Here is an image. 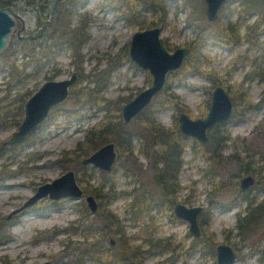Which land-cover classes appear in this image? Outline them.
<instances>
[{"label": "rangeland", "instance_id": "374dc122", "mask_svg": "<svg viewBox=\"0 0 264 264\" xmlns=\"http://www.w3.org/2000/svg\"><path fill=\"white\" fill-rule=\"evenodd\" d=\"M56 1L50 0L49 10L54 9ZM71 1L75 3L71 24L75 27L82 21L88 35L78 60L71 57L72 51L65 39L55 41L59 30L52 33L51 28H45V21L38 20V14L28 0H14L17 6L11 7L24 21L20 35L26 32L31 37L19 40L13 35L8 47L0 53V105L10 101L14 94L26 90L34 93L45 81L62 80L72 73H77V88L95 90L97 82L104 81L97 96H102L105 101L76 104L75 99L67 98L33 135L8 151V156L21 159L23 171L16 173L15 166L0 167L3 174H15L0 177V220L8 222L10 237L0 245V264H127L118 235L110 229L102 231L106 223L102 213L106 211L117 217L124 231L122 240L140 245L144 264H217L216 246L221 243L229 245L235 252L233 264H264V177L258 185L241 190L240 180L245 176L240 177L237 184L230 182L236 174V165L230 160L221 164L207 160L203 154L194 152L190 146L193 138L189 137L183 141L182 166L178 175L181 189L170 203H163L153 181V172L146 168L147 161L139 155V142L134 139V157L126 154L120 157L116 147L118 158L111 171L87 165L83 175L87 184L77 181L83 190V198L53 201L44 197L7 219L36 192L38 186L51 182L67 170H74L62 169L56 161L73 158L74 154L70 152L83 142L88 129L97 126L104 116L114 114L116 108L121 110L127 101L150 85L149 72L135 65L128 55L134 32L151 28L141 29V26L160 20L161 37L169 51L189 48L196 38V31L188 24L191 13L184 0H158L164 12L150 0ZM197 3L200 5V1ZM202 15L201 24L208 36L202 41L193 67L170 72L166 78L169 91L176 99L172 100L174 105L161 107L155 113L156 120L166 128H172L174 116L178 117L182 107H186L185 113L193 119L205 117L216 85L229 89L230 95L234 96L238 85L244 81L243 87L250 100L256 103L261 99L264 79L258 75L264 70V1L227 0L214 21L206 18L205 8ZM248 24L257 27L256 35L252 33L249 40L244 38ZM229 25L237 31L238 43L231 39ZM21 27V21L17 20L15 29ZM49 35L52 37L47 39ZM23 40L26 42L21 48L17 41ZM23 54L27 56L23 57ZM53 73L55 75L51 77ZM246 77L253 78L245 80ZM159 99L162 98L155 95L152 101ZM239 117L232 118L237 121H226L222 127L231 137L221 153L222 158L243 149L250 153L264 151V107L246 111ZM125 126L131 127L137 135L143 132L136 121ZM15 129L0 122V145H4ZM83 158L79 157V161ZM85 187H101V191L113 199H102L100 203L93 194L85 191ZM88 195L98 202L94 214L85 201ZM177 203L203 207L198 216L199 237L189 231L187 221L174 215ZM256 206L251 225L239 232V217L249 216V210ZM86 228L90 229L88 234L83 231ZM96 238L103 246L101 252L94 251L91 245ZM111 240L115 241L112 246ZM165 243L174 251H161Z\"/></svg>", "mask_w": 264, "mask_h": 264}, {"label": "trees", "instance_id": "16d2710c", "mask_svg": "<svg viewBox=\"0 0 264 264\" xmlns=\"http://www.w3.org/2000/svg\"><path fill=\"white\" fill-rule=\"evenodd\" d=\"M57 1V5H55L54 9L51 10H49L50 0H28V3L34 6V9L38 14V20L43 19V21H45V28H51L52 33H55L57 30H59V34L56 36L55 41L59 40V38L65 39L64 41L69 44V47L72 51L71 57L75 60H78V58L80 59V50L88 38L84 23L80 21L77 26L73 27L71 24V17L73 15V5H75V3H73L71 0L68 2H63V0ZM198 1H200V5H198L197 0H184V4L189 8V12L191 13L188 24L193 26L194 31H196V38L189 44V53L181 66L183 69L193 67L196 56H199V49L202 45V41L208 36L206 33V28L203 26V24H201L203 17L202 14L205 8L204 1ZM150 3L156 5L159 10L164 12V7L158 0H150ZM5 6L16 7L17 5L14 0H0V8ZM159 21L151 22L150 24L146 25V27L141 26V29L159 26ZM245 28V39H251L252 33L256 35L254 32L257 31V27L248 24L245 26ZM227 29L232 32L231 39L235 43H238L239 36L236 34L237 31H235L231 25H229ZM51 37L52 35H49L46 38L50 39ZM17 42V44L23 48L25 45L23 43H25L26 40ZM27 55H29V53H27ZM27 55L23 54V57H26ZM76 70H80L79 66H77ZM194 72H196L195 69ZM54 75L55 73H53L51 77ZM258 76H260L261 79H264V70L260 71ZM252 78L253 77L247 79L246 77L245 80H251ZM97 83V89L95 90L91 88H77L74 84L70 89L68 98L71 97L75 99L76 104L89 102L93 103L94 101L104 102L105 99L102 96L97 95H99V91H102L105 82L103 81ZM243 85L244 81L238 85V90L235 92L236 96H231L234 111L228 121H237V119L233 120L232 118L236 116L239 117L246 111L264 107V88L260 101L254 103L250 100L247 90L244 89ZM169 88V84L166 81L164 88L157 94V96H160L162 99L152 101L140 112V114H138L133 119V121H136L140 125V128L143 131L140 134L137 135L133 133V131H131V127L128 126V128L124 125L123 121L121 120V110L120 107H118L116 108L114 114L104 116L97 126L88 129L83 142L77 145L75 151L73 150L70 152L71 155L74 154V159L71 156L64 157L57 160L56 163L62 169L73 168L76 171V180L83 184L85 183L83 180V175L87 166H84L80 163L79 157L88 156L90 152L95 151L101 145L107 142H114L120 157L126 154L127 157L131 158L134 157L133 140L136 139L139 142L138 153L147 161L146 168L153 172V181L159 188L163 203H170L174 200L177 193L181 189L178 181V175L182 166L181 156L184 150L183 141L186 139V136H184L179 130L178 117L176 115L174 116V124L172 128H166L162 126L155 118V113L161 107L171 104L174 105L172 100L176 99V95L169 91ZM227 90L230 92L229 89ZM32 93L33 92L26 90L22 94H14L10 101L0 105V122H2L4 125L17 128L22 120L23 105L32 95ZM63 103L54 107L51 112H55L57 108ZM186 110V107H182V112H186ZM226 123L227 122L216 124L208 131V143H202L196 139H193L190 145L191 148L194 150V152L203 154L207 160H210L215 164H221L227 160H230L232 163H234L237 167V171L230 182L237 184V180L240 177L253 175L257 177L255 184L258 185L261 183L260 180L264 177V151L250 153L248 149H243L239 153H234L222 158L221 153L227 147L226 143L231 141L229 132L223 130L222 128ZM29 137H27L26 140ZM146 142L148 144H146ZM12 148V146L0 145V158L2 159L0 167L8 169L11 166H15L16 173H20L23 171L20 167L21 159L17 158L16 156L10 157L7 155L8 151L12 150ZM12 175H6L0 172V177L2 178L7 176L12 177ZM84 189L86 192L93 194V196L97 198L100 203V200L102 199H108L107 201H111L113 199L112 196L109 197L108 193L102 192L101 187L95 189H87L85 187ZM250 206L251 203L249 201V208ZM249 208H247V211ZM255 209H257V206L252 210H249V216L239 217L237 223V229L239 232H244L245 229L251 225V216L255 214ZM102 217L106 222L102 231L106 232L105 229H110L114 234L118 235V241L120 246L124 249V253L126 255L125 262L127 264H144V252L140 250V245L131 244L130 241H126V239H124V241L122 240L124 238V231L119 226L117 217L110 211L103 212ZM8 226L9 224L6 219L0 220V245L9 241L10 239L7 233ZM88 230L90 229L86 228L83 231L85 234H88ZM99 241L100 239L96 238L92 242L91 245L93 246L94 251H103V246L98 244ZM161 251L170 252L174 251V248H171L168 243H165L162 246ZM87 252L89 253L90 251L88 250ZM155 264L166 263L158 262Z\"/></svg>", "mask_w": 264, "mask_h": 264}, {"label": "water", "instance_id": "95a60500", "mask_svg": "<svg viewBox=\"0 0 264 264\" xmlns=\"http://www.w3.org/2000/svg\"><path fill=\"white\" fill-rule=\"evenodd\" d=\"M205 3V14L209 21L217 18L219 8L227 0H203ZM264 1V0H263ZM20 20L24 28L23 19L11 6L0 8V53L3 52L11 40V35ZM189 53L187 47H178L169 51L161 37L159 26L138 30L133 33L128 55L131 61L138 67L147 70L151 76L148 87L137 93L131 100L127 101L121 108V117L124 125H128L140 114L165 86L167 75L181 68L184 59ZM77 81V73H72L68 78L62 80L45 81L24 103L23 117L19 126L11 136L4 142L6 146L21 144L27 137L33 135L40 124L49 116L57 105L63 103L68 97L72 86ZM233 111V103L227 89L221 85L214 86L211 92V102L208 111L203 118L193 119L185 112L178 115V127L180 132L189 138L206 143L209 138L207 131L214 125L226 122L230 119ZM118 153L115 143L107 142L81 160L84 166L91 165L103 171L109 172L116 164ZM255 177L246 175L240 180L241 190H247L255 184ZM47 197L57 201L64 198L78 200L83 198V190L77 183L74 170H67L59 177L49 183L38 186L36 192L29 197L24 204L13 210L8 216L19 214L23 210L34 205L40 199ZM89 211L94 214L98 210V203L92 195L85 197ZM203 210L202 206L188 207L177 203L174 207V215L189 223V231L194 237L200 236L197 217ZM264 214V206H263ZM264 229V218H263ZM109 244H115L111 240ZM264 255V248L262 250ZM236 254L232 248L224 243L216 246L217 264H233Z\"/></svg>", "mask_w": 264, "mask_h": 264}, {"label": "flooded vegetation", "instance_id": "af4514ba", "mask_svg": "<svg viewBox=\"0 0 264 264\" xmlns=\"http://www.w3.org/2000/svg\"><path fill=\"white\" fill-rule=\"evenodd\" d=\"M18 30H16V29H14V31H13V33H12V35H11V40H12V38H13V35H15V37L17 38V39H19V40H22V38H26V37H31V36H29L28 34H26V32H24L25 34L22 36V35H20V32L18 33L17 32ZM10 40V41H11ZM230 94V93H229ZM231 96V95H230ZM210 130V129H209ZM208 130V131H209ZM208 131H207V135H208ZM209 138V137H208ZM98 203V202H97ZM203 211V210H202ZM201 211V212H202ZM200 212V213H201ZM199 216V215H198ZM197 221H198V217H197ZM199 224V223H198Z\"/></svg>", "mask_w": 264, "mask_h": 264}, {"label": "bare ground", "instance_id": "6f19581e", "mask_svg": "<svg viewBox=\"0 0 264 264\" xmlns=\"http://www.w3.org/2000/svg\"><path fill=\"white\" fill-rule=\"evenodd\" d=\"M43 223V222H42ZM46 223V222H45ZM43 225V224H42Z\"/></svg>", "mask_w": 264, "mask_h": 264}]
</instances>
